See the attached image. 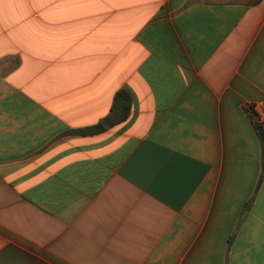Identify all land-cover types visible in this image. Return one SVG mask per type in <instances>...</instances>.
Wrapping results in <instances>:
<instances>
[{
	"label": "crops",
	"instance_id": "obj_1",
	"mask_svg": "<svg viewBox=\"0 0 264 264\" xmlns=\"http://www.w3.org/2000/svg\"><path fill=\"white\" fill-rule=\"evenodd\" d=\"M259 121L264 0H0V264H264Z\"/></svg>",
	"mask_w": 264,
	"mask_h": 264
},
{
	"label": "trees",
	"instance_id": "obj_2",
	"mask_svg": "<svg viewBox=\"0 0 264 264\" xmlns=\"http://www.w3.org/2000/svg\"><path fill=\"white\" fill-rule=\"evenodd\" d=\"M118 97L121 98L124 102H126V107H128V102H129V96L125 91H120L118 92ZM104 127L102 124H98L93 127L85 128V129H80V130H75L74 133L80 134V135H90L94 134L100 131H103Z\"/></svg>",
	"mask_w": 264,
	"mask_h": 264
},
{
	"label": "built area",
	"instance_id": "obj_3",
	"mask_svg": "<svg viewBox=\"0 0 264 264\" xmlns=\"http://www.w3.org/2000/svg\"><path fill=\"white\" fill-rule=\"evenodd\" d=\"M258 123H260V124H264V121H259Z\"/></svg>",
	"mask_w": 264,
	"mask_h": 264
}]
</instances>
